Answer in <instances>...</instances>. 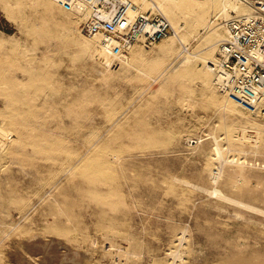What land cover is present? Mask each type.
<instances>
[{
    "label": "rangeland",
    "instance_id": "1",
    "mask_svg": "<svg viewBox=\"0 0 264 264\" xmlns=\"http://www.w3.org/2000/svg\"><path fill=\"white\" fill-rule=\"evenodd\" d=\"M188 1L118 66L52 0H0V264H264V120L205 68L248 9Z\"/></svg>",
    "mask_w": 264,
    "mask_h": 264
},
{
    "label": "built area",
    "instance_id": "2",
    "mask_svg": "<svg viewBox=\"0 0 264 264\" xmlns=\"http://www.w3.org/2000/svg\"><path fill=\"white\" fill-rule=\"evenodd\" d=\"M237 1L250 13H232L223 19L226 35L210 64L214 84L246 113L264 120V0ZM56 2L62 10L81 18L80 32L94 39L116 64L134 44L149 48L174 32L158 11L132 14L136 7L132 0Z\"/></svg>",
    "mask_w": 264,
    "mask_h": 264
},
{
    "label": "bare ground",
    "instance_id": "3",
    "mask_svg": "<svg viewBox=\"0 0 264 264\" xmlns=\"http://www.w3.org/2000/svg\"><path fill=\"white\" fill-rule=\"evenodd\" d=\"M53 2H55L58 6H59V4L56 2V0H52ZM176 1V0H175ZM175 1H173V0H132V2L135 4V9L133 8L132 9V11H131V13L132 14H134V13H136V12H139V11H142V6L143 5H145L146 3L150 6L149 7V9L151 10V11H158L160 14H162V12L164 13V12H173V11H175V10H180L181 8H180V5L176 2L175 3ZM236 1V3L238 4V5H240V6H243V7H245V8H247L248 10L246 11V12H243V13H239V14H247V13H250V9L248 8V7H246V6H244V5H242V4H240V3H238V1L237 0H235ZM202 4H204V0H189L188 1V4H186L187 6L186 7H189V6H191V7H194V6H200V5H202ZM183 5V4H182ZM181 5V6H182ZM60 7V6H59ZM60 9H61V7H60ZM149 9H147V10H145V11H150ZM62 10V9H61ZM62 11H64V10H62ZM243 11V10H242ZM64 12H66V11H64ZM66 13H69V14H71V15H73L72 13H70V12H66ZM163 15V14H162ZM77 17H79V16H77ZM165 17V16H164ZM166 18V17H165ZM79 19H81L80 17H79ZM167 19V18H166ZM167 21L169 22V20L167 19ZM170 23V22H169ZM170 25H171V23H170ZM172 26V25H171ZM173 27V26H172ZM224 33V32H223ZM83 35V34H82ZM84 37H86V38H88V39H90V40H92V41H94V42H96L94 39H91V38H89V37H87V36H85V35H83ZM217 36V35H216ZM225 36V35H224ZM97 43V42H96ZM98 44V43H97ZM136 44H134L132 47H130V49H129V51H128V55H129V52L132 50V52L134 53V55H136L137 57H138V55L140 56V49L138 50L136 47L137 46H135ZM96 51V54H97V56H98V61H102V62H109L110 61V59L112 60L113 58L109 55V54H107L106 52H104L101 48H100V46H99V44L97 45V49H95ZM127 58H128V56L126 55L125 56V58H124V60H121V61H119V63H118V66L119 65H122L123 63H125L126 61H127ZM185 61L186 60H184V61H182L183 63H185ZM214 61L211 59V58H209V61H207V65H205V68H206V73H207V75L206 76H209L210 77V75H212V70H211V67H210V64L211 63H213ZM204 68V69H205ZM204 76V75H203ZM218 149V148H217ZM219 153V151H217V154ZM234 161V160H233ZM216 173V172H215ZM219 174H220V172H219ZM236 174V173H235ZM217 179H218V174L216 173L213 177H212V181H213V183L214 184H216V181H217ZM234 182V181H233ZM210 194H215V197H218L219 199H223V200H226V201H230L231 203H233V204H236V205H239V206H242L243 208H245L246 207V209H252V210H256V212L258 211L259 213H263V211L262 210H260V209H258V208H256V207H253V206H251V205H247V204H245V203H242V202H240V201H238V200H236V199H233V198H231V197H229V196H227L221 189H219L216 185L213 187V189L210 191ZM264 214V213H263ZM2 249V248H1ZM1 253H2V251H0V256H1ZM3 254V253H2ZM71 259H73V258H71ZM35 260V259H34ZM72 261V260H71ZM70 262V261H69ZM76 263V262H75Z\"/></svg>",
    "mask_w": 264,
    "mask_h": 264
}]
</instances>
